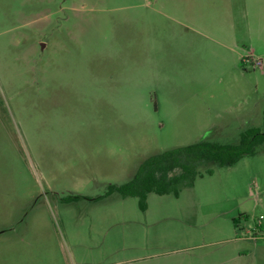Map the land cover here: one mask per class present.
Here are the masks:
<instances>
[{"label":"rangeland","instance_id":"rangeland-1","mask_svg":"<svg viewBox=\"0 0 264 264\" xmlns=\"http://www.w3.org/2000/svg\"><path fill=\"white\" fill-rule=\"evenodd\" d=\"M263 116L264 0H0V264L248 260L264 144L145 210L106 191Z\"/></svg>","mask_w":264,"mask_h":264},{"label":"trees","instance_id":"trees-1","mask_svg":"<svg viewBox=\"0 0 264 264\" xmlns=\"http://www.w3.org/2000/svg\"><path fill=\"white\" fill-rule=\"evenodd\" d=\"M264 144V116L261 129L249 128L236 143L199 140L164 150L147 157L127 182L110 184L106 193L122 197H137L141 210L147 208L148 193L178 196L183 187H191L198 176L212 174L209 164L231 166L247 155L259 151ZM264 149V148H263Z\"/></svg>","mask_w":264,"mask_h":264},{"label":"crops","instance_id":"crops-1","mask_svg":"<svg viewBox=\"0 0 264 264\" xmlns=\"http://www.w3.org/2000/svg\"><path fill=\"white\" fill-rule=\"evenodd\" d=\"M263 210H264V202ZM246 216V215H244ZM260 219L256 222V227L254 230L258 231L257 235L254 238L253 244L256 245V242L264 241V216L260 215ZM249 232V230H247ZM248 260L241 262L240 264H264V249L259 251H253L250 254L244 255Z\"/></svg>","mask_w":264,"mask_h":264},{"label":"built area","instance_id":"built-area-1","mask_svg":"<svg viewBox=\"0 0 264 264\" xmlns=\"http://www.w3.org/2000/svg\"><path fill=\"white\" fill-rule=\"evenodd\" d=\"M257 65H261V61L258 59L256 62Z\"/></svg>","mask_w":264,"mask_h":264}]
</instances>
